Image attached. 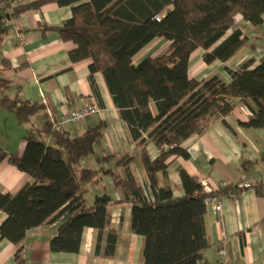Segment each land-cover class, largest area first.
I'll return each instance as SVG.
<instances>
[{"label":"trees","instance_id":"16d2710c","mask_svg":"<svg viewBox=\"0 0 264 264\" xmlns=\"http://www.w3.org/2000/svg\"><path fill=\"white\" fill-rule=\"evenodd\" d=\"M47 3L71 7V16L61 25L39 28L42 33L55 29L63 40L76 44L69 51L70 60L90 58L88 78L99 108L103 101L94 73L103 75L118 116L138 147L153 199L132 173L133 155L125 154L112 168L82 164V159L93 154L104 121L73 135L66 127L52 129L48 120L28 132L19 155L0 147V161L6 158L31 177L14 193L0 191V211L6 215L0 224V239L18 246L16 264H27L20 246L26 231L64 215L49 239L50 251L78 252L84 228L91 227L94 254L112 257L117 233L110 225V196L97 195L86 207L82 189L104 172L131 204V230L143 238V264H209L203 257L210 245L204 214L205 199L212 192L204 191L179 167L184 193L174 197L169 186L159 184V175L166 173L171 158H189L182 146L185 140L202 134L215 115H229L238 104L251 112L239 121L242 127L264 128V56L254 66L252 59L235 70L224 65L228 82L217 75L196 80L187 74L190 54L197 48L204 50L206 63L230 59L247 40L234 17L240 15L249 24L260 25L264 0H33L25 4L0 0V45L13 18ZM158 14L160 20L154 18ZM156 37H163L167 46L133 64V55ZM6 69L10 65L1 57L0 108L24 124L44 106L21 98L19 86L9 94L12 81L4 75ZM48 135L52 144L43 140ZM149 141L159 149L153 159L146 150ZM113 157L97 158V162L105 164ZM227 188L237 190L230 186L221 191Z\"/></svg>","mask_w":264,"mask_h":264},{"label":"crops","instance_id":"0c3cea01","mask_svg":"<svg viewBox=\"0 0 264 264\" xmlns=\"http://www.w3.org/2000/svg\"><path fill=\"white\" fill-rule=\"evenodd\" d=\"M31 1L14 0V4ZM70 16V6L47 3L10 21L9 31L0 45V58H6L10 65V69L4 71L12 81L8 91L14 94L15 87L19 86L21 98L42 103L44 107L24 124H18L13 113L0 108V147L9 154L19 155L25 144L24 137L29 131L41 128L50 116L59 118L84 103L97 102L88 78L90 58L70 60L69 51L76 44L63 40L55 29L42 33L39 28L59 26ZM234 24L243 31L247 39L245 44L225 63L219 60L204 62V50L197 48L189 57V78L201 80L217 75L228 82L230 75L224 65L235 70L248 59L253 60L252 66L260 61L264 56V13L258 26L249 24L240 15L234 17ZM167 44L163 37L152 39L133 55V64L148 55H156ZM94 80L103 101L100 112L89 116L81 125L66 126L75 135L98 121L105 123L93 154L82 159V164L90 168H112L114 161L130 154L134 156L132 173L140 184L145 185L147 174L128 126L118 116L103 75L94 73ZM151 109L155 112L152 104ZM250 115V110L240 104L229 115H215L202 134L192 135L183 142L189 158H171L166 173L159 175V184L169 186L174 197L184 193L179 167L201 184L204 191L219 196L221 211L216 212L205 204L204 229L210 245L203 251V257L209 264H264V184L250 188L239 186L242 181L264 178V128H245L239 124ZM43 140L47 144L53 141L49 135ZM146 150L152 159L159 153L151 141L146 143ZM108 155L114 156L111 162L98 164L97 158ZM119 172L124 174L122 168ZM30 179V175L8 163L6 158L0 161L1 192L14 193ZM96 179L82 185L84 204L89 207L95 196L103 193L110 196V225L117 233L114 255L94 254V230L91 227L84 228L78 252L50 251L49 239L55 234L56 225L64 219V215H60L51 223L26 231L20 246L27 264H143V238L131 230L130 202L123 200L121 189L114 185L109 174L100 172ZM222 182L237 187V190L221 191L224 188ZM5 216L0 211V224ZM17 247L0 239V264H16Z\"/></svg>","mask_w":264,"mask_h":264},{"label":"built area","instance_id":"2783aa9c","mask_svg":"<svg viewBox=\"0 0 264 264\" xmlns=\"http://www.w3.org/2000/svg\"><path fill=\"white\" fill-rule=\"evenodd\" d=\"M154 18L156 20H160L161 16L155 15ZM247 108V107H246ZM100 112V108L96 102L84 103L81 107L77 109L70 110L64 114H62L59 118H54L50 116V123L52 129H62L68 125L78 126L86 122L89 116L98 114ZM260 184H264V178H257L252 180L242 181L239 185L242 188H250ZM227 182H222L221 187H229ZM147 195L150 200L153 199L151 189L149 187V183L146 182L144 185ZM209 192V191H208ZM205 203L210 205L214 211L218 212L222 210V202L219 196L215 193H211L205 199ZM223 253V252H221Z\"/></svg>","mask_w":264,"mask_h":264},{"label":"rangeland","instance_id":"374dc122","mask_svg":"<svg viewBox=\"0 0 264 264\" xmlns=\"http://www.w3.org/2000/svg\"><path fill=\"white\" fill-rule=\"evenodd\" d=\"M5 75V74H4ZM6 76V75H5ZM9 92V94H12V92L11 91H8ZM52 143H53V141H52Z\"/></svg>","mask_w":264,"mask_h":264}]
</instances>
